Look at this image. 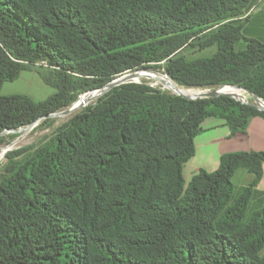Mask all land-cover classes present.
<instances>
[{
    "label": "trees",
    "instance_id": "trees-1",
    "mask_svg": "<svg viewBox=\"0 0 264 264\" xmlns=\"http://www.w3.org/2000/svg\"><path fill=\"white\" fill-rule=\"evenodd\" d=\"M254 0H0V145L144 70L186 89L237 86L264 100V43L244 35ZM216 48L210 57L185 51ZM45 61L47 66H36ZM37 67L44 101L4 96ZM264 110L126 82L0 174V264H264V152L228 153L185 187L203 122L247 131ZM238 170L251 181L237 188Z\"/></svg>",
    "mask_w": 264,
    "mask_h": 264
},
{
    "label": "rangeland",
    "instance_id": "rangeland-1",
    "mask_svg": "<svg viewBox=\"0 0 264 264\" xmlns=\"http://www.w3.org/2000/svg\"><path fill=\"white\" fill-rule=\"evenodd\" d=\"M258 18L259 16H256L253 21H251L249 24L245 25L244 28V35L246 37H253L258 40H262V34L260 30L258 29ZM264 42V40H262ZM216 52V48H211L205 51H199L197 49H190L185 51V55L188 59H194V58H199V57H210ZM139 72H154V74H160V75H166L164 71L162 70H144V71H138L134 72L131 74H128L126 76L132 75L128 79H123L126 76L120 77L112 82V84H123L126 82H135L139 83L141 81H146L149 84H158L159 86L164 87L167 83L163 79H153V78H140L137 80V76H135ZM134 78V80H133ZM160 80V81H157ZM118 82V83H117ZM175 83V82H174ZM176 84V83H175ZM234 88L242 90V95L247 96V99L243 100L240 97L235 98L239 99L240 101H246L248 104L256 105L255 99L250 94L247 92L246 89L237 87V86H232ZM183 88V87H181ZM223 88V87H222ZM105 89V90H104ZM101 92V95L106 91H109L110 89L104 88ZM184 90H187L189 92L186 96L190 97L192 99L199 97V95L207 93V92H213V91H219L221 88L217 90H201V89H186L183 88ZM165 90L171 92L174 94L173 91L170 89L166 88ZM54 93V89L50 86H48L40 76L37 67H35L33 70L30 71H24L21 76L12 82H6L3 84L1 94L4 96H11V95H27L31 97L34 101L39 102V101H44L47 98H49L52 94ZM194 93V94H193ZM85 95V94H84ZM220 95H228V94H220ZM83 96V95H82ZM80 96V98L82 97ZM101 96V97H102ZM79 98V99H80ZM100 96L95 99V100H88L86 101V105L83 106V108L90 106L94 104ZM74 106V105H73ZM72 106V107H73ZM71 107V108H72ZM71 108L67 109L70 110ZM78 109L69 113L68 115H60L59 112L55 114L54 116H51L47 119L41 120L38 123L34 124L33 126H29L23 129H20L18 131L14 132H6L5 133V143L0 145V154H3V156H0V174L2 173L4 167L7 164V155L11 152L14 151H28L31 148H37L50 140V138L57 132V130L63 126L65 123H67L75 114L80 112L82 109ZM73 113V114H72ZM26 133V134H25ZM187 165L185 164L184 169H183V176H184V183L185 187H188L189 182H190V177L188 176V173L186 171ZM245 172V171H243ZM246 173V172H245ZM248 174V173H246ZM235 183L237 182V179L234 180ZM237 187V186H236ZM240 188V187H237Z\"/></svg>",
    "mask_w": 264,
    "mask_h": 264
},
{
    "label": "crops",
    "instance_id": "crops-1",
    "mask_svg": "<svg viewBox=\"0 0 264 264\" xmlns=\"http://www.w3.org/2000/svg\"><path fill=\"white\" fill-rule=\"evenodd\" d=\"M250 12V18L246 25L253 21L256 16H259L258 29L262 34V38H264V0H254ZM262 40L260 41L262 42ZM202 128V133L195 139V155L186 163V171L190 177V182L201 170L207 172L218 170L221 158L225 154L264 152V117L253 118L246 132L237 133L234 136L231 135V130L226 122L219 118L210 117L206 119ZM236 179L238 183H235L234 180ZM251 179L252 177L249 174H246L243 170H238L233 182L235 186L242 187L248 184ZM258 199L264 200V175L259 187L256 189L254 201Z\"/></svg>",
    "mask_w": 264,
    "mask_h": 264
},
{
    "label": "bare ground",
    "instance_id": "bare-ground-1",
    "mask_svg": "<svg viewBox=\"0 0 264 264\" xmlns=\"http://www.w3.org/2000/svg\"><path fill=\"white\" fill-rule=\"evenodd\" d=\"M132 75L130 76H126L123 79H128L130 78ZM135 76H137V80L140 78H153V79H163L164 81H166V85L165 87L172 90L173 92H177V93H181V94H185L187 95L189 92H187V90L181 89L179 88L175 83H173L172 81H169L165 76L160 75V74H154V72H139L137 73ZM132 78V77H131ZM129 80V79H128ZM134 80V78H133ZM117 81V80H116ZM135 81V80H134ZM160 81V80H157ZM118 83V82H117ZM105 90V89H104ZM181 90V91H180ZM101 92L100 90L97 91H93L90 92L88 94L83 95L75 104L74 106L71 108L70 113L77 110H80V108L84 105H86V101L88 100H95L97 99L99 96L101 97ZM107 92V91H106ZM219 94H229V95H233V96H241L242 91L240 89L234 88L232 86H224L223 88H221L219 91H217ZM103 93V92H102ZM194 94V93H193ZM73 114V113H72ZM26 134V133H25Z\"/></svg>",
    "mask_w": 264,
    "mask_h": 264
},
{
    "label": "built area",
    "instance_id": "built-area-1",
    "mask_svg": "<svg viewBox=\"0 0 264 264\" xmlns=\"http://www.w3.org/2000/svg\"><path fill=\"white\" fill-rule=\"evenodd\" d=\"M251 13V12H250ZM36 66H47V63L45 62V61H41V62H38V63H36ZM169 81H172L173 83H174V81L173 80H171L170 78H169V76L168 75H164ZM139 83H141V82H139ZM152 87H157V88H161L162 90H165L166 89V87L164 86V87H162V86H159L158 84H150ZM177 85V84H176ZM179 88H181L179 85H177ZM181 89H183V88H181ZM100 91H102V90H100ZM172 91V90H171ZM181 91V90H180ZM242 91V90H241ZM174 94L175 95H178V96H186L185 94H181V93H177V92H174ZM253 96V95H252ZM238 97H240V98H242L243 100H245V99H247V96H244V95H242L241 94V96H238ZM254 97V96H253ZM237 99V98H236ZM254 99H255V103H256V105L255 106H257L259 109H262V110H264V100L263 99H261V98H259V97H254ZM239 100V99H238ZM240 101V100H239ZM241 102H243V103H246V104H248L246 101H241ZM4 154V153H3ZM3 154H0V156L2 157L3 156Z\"/></svg>",
    "mask_w": 264,
    "mask_h": 264
},
{
    "label": "water",
    "instance_id": "water-1",
    "mask_svg": "<svg viewBox=\"0 0 264 264\" xmlns=\"http://www.w3.org/2000/svg\"><path fill=\"white\" fill-rule=\"evenodd\" d=\"M118 85H120V84H112V83H110L108 86H106L105 88H108V89H112L113 87H116V86H118ZM247 92H249L248 90H247ZM250 94H252L254 97H257L256 95H254L253 93H251V92H249ZM220 94L217 92V91H213V92H207V93H204V94H201V95H199V97H197V98H194V99H198V98H212V97H217V96H219ZM229 95V94H228ZM230 96H232V97H234L233 95H230ZM183 97H186V98H189V99H192V98H190V97H187V96H183ZM71 110V109H70ZM70 110H65V111H63L62 113H60V115H68L69 113H70ZM55 115V114H54ZM54 115H52V116H54ZM33 126V125H32Z\"/></svg>",
    "mask_w": 264,
    "mask_h": 264
}]
</instances>
